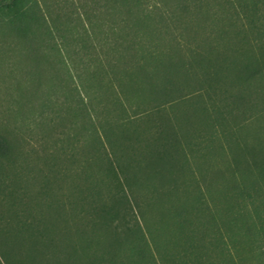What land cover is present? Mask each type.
<instances>
[{"label": "rangeland", "instance_id": "rangeland-1", "mask_svg": "<svg viewBox=\"0 0 264 264\" xmlns=\"http://www.w3.org/2000/svg\"><path fill=\"white\" fill-rule=\"evenodd\" d=\"M183 1L191 5L185 17L195 45L214 34L219 13L211 0ZM27 7L0 13V264H110L112 258L114 264H264V181L251 172L264 162V88L247 90L238 110L229 106L232 116L188 97L174 104L165 114L174 189L141 192L144 220L136 235L114 236L94 212L111 190L99 144L60 136L54 147L47 138L56 133L31 121L48 85L60 87L63 77L45 56L44 38L15 35L45 34V13L43 31L15 30ZM170 35L165 44L174 51ZM243 35L226 41L214 60L238 62ZM184 90L176 88L174 97ZM107 107L113 117L121 110ZM126 112L134 121L130 131L149 139L154 117Z\"/></svg>", "mask_w": 264, "mask_h": 264}, {"label": "trees", "instance_id": "trees-1", "mask_svg": "<svg viewBox=\"0 0 264 264\" xmlns=\"http://www.w3.org/2000/svg\"><path fill=\"white\" fill-rule=\"evenodd\" d=\"M211 1L219 13L214 34L194 45L195 33L185 17L191 5L182 0H0V13L28 6L16 21L20 33L43 31L45 13V34H15L44 38L45 56L56 60L63 77L60 87L48 85L31 121L47 134L56 133L57 138H47L54 147L60 136L99 144L111 190L94 204V212L114 236L136 235L144 220L141 192L163 195L174 189V140L167 134L171 119L165 116L174 104L188 97L219 116H232L229 106L238 110L247 90L264 88V0ZM170 34L174 51L165 44ZM238 34L245 38L238 47L241 59L234 63L225 57L218 64L216 50ZM213 55L210 62L207 57ZM176 88L185 89L184 94L174 97ZM107 104L122 112L111 116ZM126 111L154 117L151 139L130 131L134 121ZM3 151L0 140V157ZM251 168L264 181V162Z\"/></svg>", "mask_w": 264, "mask_h": 264}]
</instances>
